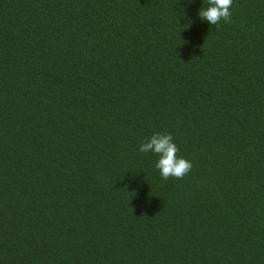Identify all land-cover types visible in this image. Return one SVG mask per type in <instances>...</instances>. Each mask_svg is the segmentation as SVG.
Returning a JSON list of instances; mask_svg holds the SVG:
<instances>
[{
    "label": "trees",
    "instance_id": "obj_1",
    "mask_svg": "<svg viewBox=\"0 0 264 264\" xmlns=\"http://www.w3.org/2000/svg\"><path fill=\"white\" fill-rule=\"evenodd\" d=\"M201 6L0 0V264H264V0Z\"/></svg>",
    "mask_w": 264,
    "mask_h": 264
},
{
    "label": "clouds",
    "instance_id": "obj_2",
    "mask_svg": "<svg viewBox=\"0 0 264 264\" xmlns=\"http://www.w3.org/2000/svg\"><path fill=\"white\" fill-rule=\"evenodd\" d=\"M233 0H202V6L197 11L201 21L209 25H217L219 21H228L231 16ZM139 152H151L157 156L155 168L162 178L169 176L182 177L187 174L192 162L190 159L178 155V147L170 132L155 131L139 145Z\"/></svg>",
    "mask_w": 264,
    "mask_h": 264
}]
</instances>
